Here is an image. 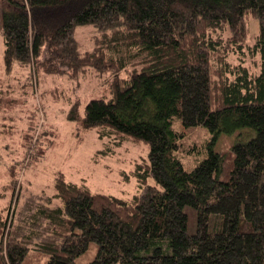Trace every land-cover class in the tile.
<instances>
[{
    "label": "trees",
    "instance_id": "1",
    "mask_svg": "<svg viewBox=\"0 0 264 264\" xmlns=\"http://www.w3.org/2000/svg\"><path fill=\"white\" fill-rule=\"evenodd\" d=\"M88 23L96 46L81 52L75 28ZM0 28L7 73L20 67L10 85L0 79V108L17 102L15 82L37 89L39 70L109 72L107 95L90 98L82 116L72 105L67 119L150 149L130 197L94 192L62 171L51 195L17 191L20 173L9 167L0 264H25L34 250L46 264H79L91 242L98 251L87 264H264V0H0ZM136 48L138 61L128 57ZM178 120L215 137L249 134L230 150L209 146L186 169L175 155Z\"/></svg>",
    "mask_w": 264,
    "mask_h": 264
},
{
    "label": "rangeland",
    "instance_id": "2",
    "mask_svg": "<svg viewBox=\"0 0 264 264\" xmlns=\"http://www.w3.org/2000/svg\"><path fill=\"white\" fill-rule=\"evenodd\" d=\"M251 21V31L255 30V26L257 31L259 21ZM97 34L96 27L91 23L78 25L75 28V38L79 50H93ZM125 53L120 55L127 57ZM107 54L113 56L108 51ZM117 54L114 56L119 58ZM142 54V50L136 48L128 57L137 60ZM19 68L16 65L11 73H7L5 69L4 36L0 28V79L4 87L11 84L10 81L14 80L12 76L17 75ZM38 75L37 89L29 83L23 86L15 82L9 89L17 102L8 109L3 105L0 108L1 123L12 125L10 130H14L0 133V212L5 209L9 200L8 169L12 165L17 167L21 177L17 191L24 189L26 192L51 195L54 193L56 173L62 171L70 181L84 183L94 192L120 197H130L136 193L138 183L133 172L136 164L148 158V145L141 141L133 143L123 140L118 143L114 138L116 133L108 134L107 130L95 128L84 129L80 120L67 119L72 105L77 106L78 113L82 116L90 98L107 95L114 75L90 70L86 75L77 77L48 74L42 70H39ZM179 122L175 121L174 128L182 135L181 147L175 155L183 161L186 169L197 166L205 159L209 155V146L218 151L230 150L232 145L247 139L249 134L246 128H242L231 133L222 131L215 137L203 125L185 127ZM30 133L34 137L33 141L39 139L34 144L35 147H31L32 143L24 138L25 134ZM38 147L45 149V154H33L29 158V151L35 152ZM16 205L19 206L18 195L14 196L9 212H3L1 216L6 217L8 212L10 218L11 210ZM219 220L222 217L219 216ZM4 236L7 237L6 234ZM97 251L98 244L91 242L88 250L77 258V262L89 263L95 258ZM48 259V254L34 250L28 255L25 264H46Z\"/></svg>",
    "mask_w": 264,
    "mask_h": 264
}]
</instances>
